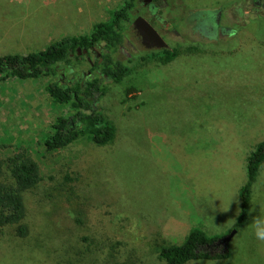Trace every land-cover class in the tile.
Listing matches in <instances>:
<instances>
[{"label":"rangeland","instance_id":"374dc122","mask_svg":"<svg viewBox=\"0 0 264 264\" xmlns=\"http://www.w3.org/2000/svg\"><path fill=\"white\" fill-rule=\"evenodd\" d=\"M129 1L0 0V57L89 35ZM167 1L194 10L223 6L237 17L238 33L190 40L197 37L183 29L173 45L178 54L166 63L144 60L148 52L129 28L130 59H121L130 72L119 83L107 80L100 100L116 127L109 145L82 139L48 151L45 140L69 105L48 95L49 77L0 82V183L11 182L7 159L18 152L39 164L33 215L56 217L51 234L74 264H166L156 252L162 243L180 245L195 227L218 239L236 229L247 158L264 141V11L243 14L253 9L244 0ZM89 68L84 61L79 69ZM62 73L63 84L71 83L73 74ZM248 214L229 243L230 258L188 264H264V241L256 236L264 230V164ZM19 246L0 249V264H35L42 255L32 240Z\"/></svg>","mask_w":264,"mask_h":264},{"label":"trees","instance_id":"16d2710c","mask_svg":"<svg viewBox=\"0 0 264 264\" xmlns=\"http://www.w3.org/2000/svg\"><path fill=\"white\" fill-rule=\"evenodd\" d=\"M135 7L136 0H130L113 14L110 21L96 25L89 35L66 37L39 52L0 57V82L8 78L27 80L49 77L50 83L46 87L48 95L57 104L69 105V115L57 118L53 124L54 133L45 140L48 151L65 149L82 139H87L96 146L113 143L116 127L103 114L100 100L108 89L105 84L107 80L119 83L130 72L127 63L121 59L124 57L123 53L119 51L129 24L135 17ZM94 43L103 44L106 51L104 62L99 67L102 75L84 84H63L60 80L62 67L67 71L68 66L79 60L77 49H86ZM177 54L176 48L163 49L148 52L143 59H156L167 63ZM263 164L264 141L247 158V182L240 190L241 207L235 224L238 230L247 221L252 188ZM7 165L11 182L0 183V249L8 254L10 247H15L18 251L21 250V243L32 240L34 253H42L39 258L33 257L35 264L38 261L74 264L68 251L62 249L61 238H55L51 234L57 224L56 217L50 218L42 213L33 215L38 212L36 203H39L35 199V191L42 182L39 164L31 156L18 152L7 159ZM2 167L3 163L0 162V175H3ZM73 221L77 223L76 220ZM69 239L76 243L78 240L75 236ZM83 240L85 242L86 239ZM217 241L218 237H209L203 230L195 227L180 245L162 243L156 252L158 258L166 264L230 258L229 246L221 252L210 249Z\"/></svg>","mask_w":264,"mask_h":264},{"label":"flooded vegetation","instance_id":"af4514ba","mask_svg":"<svg viewBox=\"0 0 264 264\" xmlns=\"http://www.w3.org/2000/svg\"><path fill=\"white\" fill-rule=\"evenodd\" d=\"M234 1L236 2L240 0H233L232 2L234 3ZM246 1L251 4L253 9H249L243 14L246 13L249 16L252 13H257L258 9L262 10V12L264 11V0H244V2ZM139 4V7H135L133 11L135 17L130 22L128 29L130 28L134 33V39H132V41L134 40L133 42L139 45L146 53L160 51L163 49H175L173 45L177 44V39H182L183 29H186L192 36L197 37V39L189 37L190 40L204 39L207 41H218L222 37L230 38L238 33L234 28L237 17L235 14L233 15L230 13V11L227 13L226 8L223 6H219L218 8L208 7L194 10L184 9L183 5H172L167 0H139ZM176 9H179L180 12L176 13ZM239 12L241 13L240 9ZM165 14L170 16L166 17ZM138 17L144 18L155 29V31L165 41V47L150 48L143 44L141 26L135 25V21ZM225 19L227 25H225ZM128 29L125 33L124 43L120 46L119 51L123 53L127 60L130 59V54L125 48L126 43L130 44V40H128ZM77 53L80 61L67 67V72H71L73 74L72 82L67 84L70 86L74 85L76 82L84 84L88 80H92L102 75V71L99 67L102 66L104 62L103 56L106 51L103 44L94 43L86 49L83 48L81 50L78 48ZM81 61H85L90 64L88 71L85 72L79 69L81 67ZM61 70L63 71L65 68L62 67ZM60 78L63 83L65 73L60 74ZM214 247L210 249H213ZM218 247L220 246H216L215 248Z\"/></svg>","mask_w":264,"mask_h":264},{"label":"water","instance_id":"95a60500","mask_svg":"<svg viewBox=\"0 0 264 264\" xmlns=\"http://www.w3.org/2000/svg\"><path fill=\"white\" fill-rule=\"evenodd\" d=\"M135 25L141 26V34L143 36V44L147 47H165V41L160 37V35L155 31V29L142 17H138L135 21ZM237 233V230L234 229L227 236L218 239L214 246H222L224 250L228 249L229 243L232 238Z\"/></svg>","mask_w":264,"mask_h":264},{"label":"clouds","instance_id":"9594fccd","mask_svg":"<svg viewBox=\"0 0 264 264\" xmlns=\"http://www.w3.org/2000/svg\"><path fill=\"white\" fill-rule=\"evenodd\" d=\"M256 236L257 239L264 241V230H258Z\"/></svg>","mask_w":264,"mask_h":264},{"label":"bare ground","instance_id":"6f19581e","mask_svg":"<svg viewBox=\"0 0 264 264\" xmlns=\"http://www.w3.org/2000/svg\"><path fill=\"white\" fill-rule=\"evenodd\" d=\"M207 92V91H206ZM189 100V99H188ZM193 118V117H192Z\"/></svg>","mask_w":264,"mask_h":264}]
</instances>
